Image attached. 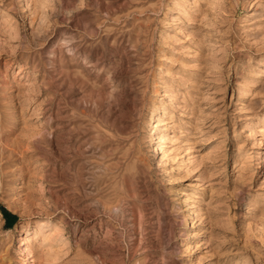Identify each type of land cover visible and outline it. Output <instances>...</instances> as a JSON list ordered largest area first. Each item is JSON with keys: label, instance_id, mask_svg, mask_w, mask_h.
I'll use <instances>...</instances> for the list:
<instances>
[{"label": "rangeland", "instance_id": "rangeland-1", "mask_svg": "<svg viewBox=\"0 0 264 264\" xmlns=\"http://www.w3.org/2000/svg\"><path fill=\"white\" fill-rule=\"evenodd\" d=\"M0 264H264V0H0Z\"/></svg>", "mask_w": 264, "mask_h": 264}, {"label": "bare ground", "instance_id": "bare-ground-1", "mask_svg": "<svg viewBox=\"0 0 264 264\" xmlns=\"http://www.w3.org/2000/svg\"><path fill=\"white\" fill-rule=\"evenodd\" d=\"M161 131H162V130H161ZM160 138L163 139L164 136L161 135ZM159 140H160V139H159ZM161 141H162V140H161ZM164 141H165V140H163V143H164ZM157 142H159V141L157 140ZM159 143H160V142H159ZM158 146H159V145H158ZM160 147H161V146H160ZM158 149H159V148H158ZM161 149H162V148H161ZM43 224H44V223L39 224L40 227H41ZM195 233H196V232H195ZM195 233H194V234H195ZM191 235H192V234H191ZM195 235H196V234H195ZM192 236H193V235H192ZM31 237H32L31 234L28 235V236L25 238L24 242H23V243L26 245V246H25V250H27L26 252H27L28 254L30 253V250H31V249H30V240H31ZM190 239H191V238H190ZM191 240H192V239H191Z\"/></svg>", "mask_w": 264, "mask_h": 264}]
</instances>
